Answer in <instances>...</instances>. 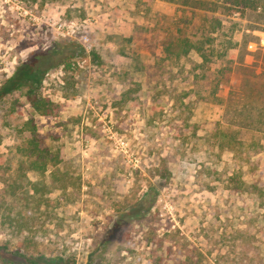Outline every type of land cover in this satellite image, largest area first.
Returning a JSON list of instances; mask_svg holds the SVG:
<instances>
[{"label":"rangeland","instance_id":"rangeland-1","mask_svg":"<svg viewBox=\"0 0 264 264\" xmlns=\"http://www.w3.org/2000/svg\"><path fill=\"white\" fill-rule=\"evenodd\" d=\"M214 15L224 24L214 58L228 46L235 66L216 90L217 63L196 77L198 52H165L177 37L205 40ZM22 75L39 81L52 113L31 106ZM247 83L264 87L260 11L211 12L198 0H0V264H227L237 229L264 261V208L228 187L235 163L220 134L264 140L225 110ZM28 120L40 149L60 150L65 189L20 151ZM255 167L244 176L264 185Z\"/></svg>","mask_w":264,"mask_h":264},{"label":"trees","instance_id":"trees-1","mask_svg":"<svg viewBox=\"0 0 264 264\" xmlns=\"http://www.w3.org/2000/svg\"><path fill=\"white\" fill-rule=\"evenodd\" d=\"M36 1V0H34ZM174 1V0H168ZM191 1V0H190ZM186 3H189L187 1ZM199 7H202L211 12H221L230 14L234 12H246L260 11L264 13V0H198ZM210 29L206 34L205 40H192L189 37H177L170 40L165 45V52L167 56L173 59L188 58L192 51L199 53L201 61H192L195 76L198 77L199 73L204 78L208 77V71L214 70V64H218L217 73L215 74L213 82L215 90L216 87L220 88L226 81L228 82V74L234 70L232 64V56H229L228 46L222 48L223 51L218 54L220 58H214V53L218 49L216 44L217 38L220 36L222 28H224L223 20L217 15H214L210 19ZM217 33V36L214 34ZM226 57V58H225ZM199 73H196V71ZM39 81H35L29 76L22 75L18 82L19 88L26 86L23 90L24 95L31 104V106L39 113L43 115H49L54 108V102L49 98L43 96L39 91ZM264 87L251 86L249 83L244 87H238V90L233 89L226 96V113L230 115V120L234 121L236 125L255 129L263 133L264 135ZM16 108L22 110L23 106L18 104ZM229 121V124L233 123ZM27 129L30 131L28 138V145L26 147H19L20 151H23L28 157H30L31 169L38 171L41 174H45L51 167V185L55 189H65L68 181L67 174L63 173L60 169V163L63 158L60 155V150L53 153H49L47 149L41 148L39 145V139L37 137V130L35 124H32L31 120L27 121ZM234 124V123H233ZM222 139L227 141V147L233 152V159L235 163V169L232 174L229 175L228 183L231 186L230 189L235 191H243L253 193L258 196V200L261 206L264 208V185L260 184L258 180L248 181L245 178L246 166L251 170L252 166L261 167L260 174L264 176V160L259 154L264 153V140H251L246 142L239 137V132L229 131L228 129H222ZM223 139V141H224ZM33 155V156H32ZM257 156V157H256ZM254 157H256L254 159ZM159 171V170H158ZM159 175H170L171 172L166 168L164 171H159ZM40 182L34 183V188L37 190ZM252 235V234H251ZM233 258L227 260V264H264L262 259L258 260V253L256 244L251 242L250 233L243 229H237L233 231ZM254 237V236H253ZM251 246V247H249ZM253 250V251H252ZM252 253L250 254V252ZM231 253H228V256Z\"/></svg>","mask_w":264,"mask_h":264}]
</instances>
